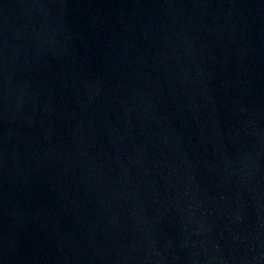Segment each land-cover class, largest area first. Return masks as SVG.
Segmentation results:
<instances>
[{"label": "water", "instance_id": "95a60500", "mask_svg": "<svg viewBox=\"0 0 264 264\" xmlns=\"http://www.w3.org/2000/svg\"><path fill=\"white\" fill-rule=\"evenodd\" d=\"M0 264H264V0H0Z\"/></svg>", "mask_w": 264, "mask_h": 264}]
</instances>
